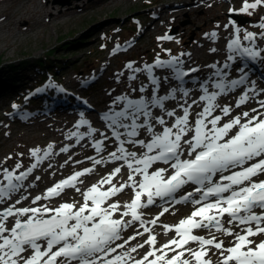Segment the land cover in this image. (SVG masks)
<instances>
[{
  "label": "snow or ice",
  "instance_id": "snow-or-ice-1",
  "mask_svg": "<svg viewBox=\"0 0 264 264\" xmlns=\"http://www.w3.org/2000/svg\"><path fill=\"white\" fill-rule=\"evenodd\" d=\"M260 5H264V0H255L254 3L244 0L239 11L248 12L249 9H255ZM259 26L264 28V22ZM239 32L240 29L237 28L236 33ZM205 35L216 37L217 34L212 32ZM256 35L252 32H245L243 39L254 41ZM259 35L264 37V32ZM158 39H172V37L166 35ZM228 48L233 52V55L227 57L229 61L236 59V54L253 59L261 56L260 50L242 45L239 35L229 41ZM181 65L182 61L178 56H170L168 60H161L157 57L154 64H146L143 70L148 72L152 84L158 87L159 78L152 74L154 67L172 69V75L177 80H182L191 72L198 71L195 68L184 71ZM227 66L226 63L224 67L227 68ZM126 67L134 72L141 71L140 68L133 69L132 63ZM211 67L215 68L216 65ZM239 71L241 72L239 79H233L227 83L223 79L217 80L214 86L218 91L209 92L206 86L201 85L203 94L199 96V101L205 104L202 111L196 113L194 123L190 124L189 116L192 105L198 104L195 99L192 100V105H180L183 115L177 116L174 111H167L166 115L174 116L175 122L171 127H163L160 133L154 131L150 122L149 118L152 116L150 108H163L165 100L175 98L177 89H172L167 95L158 96L156 88H153L150 99H145L144 96L139 99H130L126 95L116 97V101L125 102L124 107L119 111L104 113L103 119L108 122L107 127L111 129V135L119 145L116 151L109 154L110 158L126 162L130 170L127 182L119 187L111 183L113 176L121 171L117 167L111 174L83 192L84 203L79 208L72 203H61L55 208L47 205L18 208L15 204L21 201L17 200L15 204L0 209V264H73V262L75 264H191L190 260L183 259L185 251L194 259L195 264H211V261L203 259L207 255L205 246H214L220 251V264H264V240L256 243L250 239L264 234V179L259 181L253 179L264 174V111L252 109L251 112L254 113L252 115L245 111L222 124L220 123L222 116L213 115L218 107L215 103L216 98L245 82L244 70ZM214 75L224 77L227 73L217 72ZM129 78L135 79L136 77ZM164 79L167 80L168 77ZM181 90L183 97L187 98L189 90ZM139 91L143 93L145 88L141 86ZM250 92L254 93L255 88L244 91L236 100V107L248 102ZM259 104L260 108L264 109V101H259ZM16 107L18 106L13 105V108ZM231 110L228 105L221 108L224 116H228ZM141 117H143L142 123L139 122ZM156 121L160 125H166L163 117H157ZM85 124H89V121L81 114L76 128ZM141 128L152 133L150 141L133 139L139 136L138 130ZM234 128L238 130L234 135H229ZM120 129L124 132L122 133ZM94 131L96 130L92 129L89 124L88 133L73 132L70 136L83 138V135H89ZM189 133H192L190 138L184 139ZM122 135L127 136L128 139H122ZM182 142L188 146V155L194 154V158H181ZM125 143L142 146L146 151L138 156L135 152L127 151L124 147ZM102 145L103 141H94V147L98 151L102 150ZM52 147L48 145V148L44 150L45 157L49 155ZM66 150V148L61 149V151ZM40 152L39 148L30 150V154L36 158L37 163L19 174L16 170L22 167L20 163H17L11 170L7 167L0 168V174H2L0 200L10 198L12 192L19 191L22 187L19 182L24 180L41 161L38 155ZM5 159H11V157ZM254 159H256L255 163L244 166ZM158 161L171 162L172 174L165 177L166 169L163 168L149 172L151 166ZM101 162L95 161V163ZM238 167V171H231L229 175H221L219 182H213L212 178L217 173ZM91 171L92 169L86 168L59 181L48 188L43 196L34 197L33 204L41 199L59 196L66 187H75L78 178ZM134 173L140 174L142 179L137 181ZM189 182L200 186L195 189V192L201 193V196L199 199H192L193 193H187L181 200H190L198 207L192 211L190 216L180 220L179 224L164 225L166 231L174 229L179 239L173 238L161 248H155L156 237L149 234L144 244L149 245L150 250L141 259H135L131 253L136 252L137 248H143L144 244L117 254V248L123 249L124 244H117L115 247H112V244L120 239L121 229L135 221L144 225L141 219L142 214L138 212V209L153 204L154 197H167ZM104 184L110 185L107 190H101L100 186ZM125 187L133 189L134 198L124 205L125 211L121 213V218L114 219L113 215L119 209V203H111L107 207L103 205L110 196L123 191ZM76 190L80 191L79 188ZM225 193L228 194L225 195ZM142 196H146V201H142ZM210 197L215 199L210 200ZM21 199H27V197ZM257 208L262 211L257 213L254 211ZM163 211L167 212L168 209L164 208ZM129 214L132 219L124 221L123 217ZM162 214L163 212L160 213ZM225 214L230 218L229 224L235 222L243 226L240 232L233 233L231 228L223 226L222 218ZM9 217H15L14 225L10 229L5 223ZM158 219L159 217L148 223L155 224ZM253 224L255 227L252 226ZM202 227L215 228L226 235H234L232 246L224 248L223 241L218 242L215 237L205 238L192 234L193 229ZM143 232L150 233L151 230L144 227ZM136 235H143V233L137 232ZM133 239L135 236L129 237V240ZM40 241H44L46 246H42ZM190 241L199 242V250L185 248ZM127 243L128 241H125V244ZM29 250L31 254L25 255ZM168 251L174 253L170 258ZM157 253L160 254L157 255Z\"/></svg>",
  "mask_w": 264,
  "mask_h": 264
},
{
  "label": "rangeland",
  "instance_id": "rangeland-1",
  "mask_svg": "<svg viewBox=\"0 0 264 264\" xmlns=\"http://www.w3.org/2000/svg\"><path fill=\"white\" fill-rule=\"evenodd\" d=\"M62 1L63 0H41V2L53 4L57 11H73L71 16L65 17L66 23L60 19L54 26H43L42 24L39 28L38 35L31 34L30 37L20 42L17 46H13L12 49H0L1 127H7L11 130L12 127L18 125L15 121L19 117L18 112L21 113L25 107L31 108L34 105H42L44 99L42 100L40 97L37 98L38 96L36 97V93L42 94V96H48L53 93L55 89H58V87H64V85L67 86V84L73 85L74 78L87 76L90 73H100V82L96 88L92 89L93 91H95L94 89L103 91V89L107 88L109 92L113 89L114 98L126 94H133L148 82V79H146L147 71L143 70L144 66L146 64H154L157 57L161 60H168L170 56L180 57L182 54L189 52V50L193 51L196 49V57L209 60V54L212 49H215L216 43H218L216 39L220 38L221 33L225 34L223 36L229 39L233 38L234 35L235 37L239 35L240 41H243L245 32L255 33L257 34L256 36H260L259 33L264 32V28L259 26L264 22V5H260L255 9H249L248 12H240L239 10L243 6L244 0L234 5L230 3V0H118V2H113V0H72L70 4H62ZM203 2H207V5L202 6L201 3ZM248 2L254 3L255 0H248ZM230 9L232 11H230ZM248 13L251 14L249 15ZM237 16L246 19V22L241 24L238 18L231 19ZM226 25L227 27H225ZM237 28L240 29L238 34L236 33ZM212 32L217 34L216 37L205 35L206 33L211 34ZM166 35L172 37L173 40L158 39ZM227 42L228 40L226 44ZM201 44L202 46H200ZM199 47L201 48L199 50H202L201 52L197 49ZM238 56L239 55H236V59L232 61H237L239 59ZM216 57L221 59L224 56L218 53ZM223 60L226 61V63L232 62L229 61L227 57ZM129 63L133 64V69L140 68L141 71L134 72L128 69L126 65ZM53 67L55 68L54 70ZM155 68L159 67H154L153 69ZM263 74L264 70H259L257 72V77L252 79V82H248L246 85L242 86V88L226 93L225 96L219 95L217 98V105L220 106L224 99L234 101V104H236L238 97L244 91L252 88L249 87L251 85L256 88V93L250 92L249 96L255 95L259 98L261 95L258 94H264V91H262L264 90ZM131 76H135L136 78L130 79L129 77ZM172 81L174 85L178 82L173 76ZM22 88H26V91H22ZM200 88L201 86L198 90ZM133 89H135V91H133ZM208 90L210 89L208 88ZM91 91L89 89L86 94L90 93L93 96ZM180 94L183 96L182 92ZM11 95H13V97ZM200 95L201 92L198 93L196 90L190 100L195 99L199 101ZM2 97L5 98L2 99ZM130 99H137V97L133 96L130 97ZM101 101H103V99H101ZM101 101L100 103L102 104ZM183 104L187 106L186 103ZM13 105H17L18 107L13 108ZM257 106L258 105H256V107ZM168 111L171 110L168 109ZM199 111H202V109L193 111V109L190 108V115L193 116V118L189 116L190 124L194 123L196 113ZM260 111H264V109ZM242 113L243 112H237V115H241ZM154 114L156 118L161 116L167 117L164 111L155 110ZM62 115L66 117L71 116V121L74 122H78L81 119V114L77 112L64 111L63 113V111H60L57 116L60 117ZM176 115L178 116L177 113ZM83 118L86 120L89 119L88 117ZM172 120L171 124L175 122L174 118H172ZM84 127L89 128L87 125H84ZM95 128L102 131L100 138L97 139L103 141L102 151L117 150L118 146L115 145L114 142L112 143L109 130L105 124H96ZM237 130L238 129L235 128L229 135H234ZM85 131L87 132L88 130L85 129ZM59 134H61V131L58 135ZM50 140L55 142L57 137L51 135ZM94 141L93 139V143ZM1 143L2 140L0 139V144ZM15 143L16 141L11 140L8 143L9 149L6 151L0 150V154L2 153L4 156L11 155V148ZM133 145L134 147L136 146L135 144ZM185 146L187 145L185 144ZM75 149L76 150H72L70 153H64V155L61 156V160L66 161L68 158H71L74 153L80 151L77 150V148ZM44 150L38 154L41 159L44 156ZM23 152L24 150L19 153L22 155ZM140 154H142V152H139L137 155L139 156ZM256 159L248 161L244 166L246 167L251 163H255ZM77 161L78 160H73V162L71 161L69 164L64 163L57 167L59 176L55 179L56 183L78 172L70 169V165ZM120 161L115 164V168L119 167L122 170L124 161ZM169 174L170 170L164 173L165 177L169 176ZM119 176H122V173H120ZM263 178L264 174L260 179ZM141 179L142 176L136 177L137 181ZM48 188L50 187H46V189L37 191L36 193L34 192L32 197L28 198V201L24 203L20 202L19 204H15L17 201L16 199H14L15 201L13 200V202H4L0 209H4L13 204L18 208L37 207L40 205L51 207L49 206V202H54L56 200L55 197L41 199L33 204L34 197L43 196ZM69 190L62 193V196L67 194L71 196L76 195V191L71 187H69ZM101 190H103V188H101ZM83 192L78 193L79 196H82L80 198V202L82 203H84ZM127 192V194H121L120 197L113 202L119 203L120 207L118 211L121 213L125 211L124 205L129 203L134 197L132 188H128ZM179 195H176L172 201L175 202L179 198ZM21 196L22 195H19L18 197L20 200L22 198ZM199 198L200 197L196 199ZM89 203L91 202L89 201ZM188 204V206L192 205L191 202ZM103 206L105 207V205ZM171 206L172 205L168 204L166 201L162 204L164 208H170ZM157 207L159 206L155 207L151 204L142 209L144 213H150L152 209H156ZM174 208L175 207H172L170 209L172 210ZM254 210H258L257 212L262 211L261 209ZM182 215L184 214H179V212H177L173 214L172 217L166 218L162 228L165 229L164 225L173 226L178 223L184 218ZM145 216L146 215H144V217ZM22 219H26V217H22ZM123 219L124 221H129L130 215L123 217ZM223 219L229 220V217L224 216ZM223 219L222 223L224 225ZM14 222L15 217H9L5 223L10 229L14 225ZM233 224L234 225L228 224V228L235 229L234 233L240 232L243 226L235 222ZM148 225V221L144 222L143 226L138 221L134 227L144 229V227H148ZM252 226L255 227V224ZM213 231L217 230L215 228H198V232L207 234L210 238L214 237ZM137 232L138 231L129 232L127 235L120 232V234L127 240V238L136 235ZM148 236L149 233L145 236V239H138L133 244V247L142 244L144 240L148 239ZM230 236L235 237L234 235H226V237L219 238L217 241L219 242L221 241L220 239H227ZM170 239V236L166 237L164 243H168ZM260 241L258 240V243ZM39 243L42 244L45 242L40 241ZM119 243L113 242L112 247H115ZM232 244L233 243L227 245L225 248L231 247ZM205 247L207 251L211 249L217 252L219 251L214 246ZM186 248L199 250L200 244L191 243ZM145 252L146 249L135 259L144 256ZM169 255L172 256V254ZM183 258L194 260L188 252ZM216 258L214 253L207 254L203 257V259L211 261V264L216 263ZM220 261L221 256L219 251V264Z\"/></svg>",
  "mask_w": 264,
  "mask_h": 264
},
{
  "label": "bare ground",
  "instance_id": "bare-ground-1",
  "mask_svg": "<svg viewBox=\"0 0 264 264\" xmlns=\"http://www.w3.org/2000/svg\"><path fill=\"white\" fill-rule=\"evenodd\" d=\"M243 0H230L231 4H238ZM113 2H118V0H113ZM202 6H206L207 2L201 3ZM55 6L53 4H48L41 2V0H0V49L6 50V49H12L13 46H17L20 44V42L26 40L28 37L31 36V34L38 35L39 28L43 24L45 25H56L57 22H59L60 19L66 23L65 17H69L72 15L73 11L71 10H55ZM225 34L221 33L220 38L216 39V47L215 51H211L209 54V60L204 59L202 57H196V49L195 50H189V52L184 53L180 56V59L182 61L181 67L184 71H188L189 69L195 68L198 69L196 72H191L189 76H186L189 79L188 84H180L177 83L174 85V82L172 81V69L170 68H155L153 69V75L159 78V85L158 87L153 85L151 82V79L149 78L148 72H146V79H148V82L144 84L145 91L141 93L138 90H136L133 94H126V96L130 97H137L139 99L141 96H144L145 99H150L153 94V88H156V93L158 96H164L171 92L172 89H177L175 92V98H170L168 100H165L164 107H152L150 108V111L152 113V116L149 118L150 122L153 125L154 131L156 133H160L161 130H163V127L168 126L171 127V122L173 121L172 118L175 117H169L167 116L164 118L166 121V125H160L156 121V116L154 114L155 110L164 111L167 112L168 109L171 111L173 110L175 113L179 115H183V111L180 107L181 104L186 103L187 105H192V95L194 94V91L201 92V95L203 94L202 89L198 88L201 85L206 86L210 90L208 91H218V89L215 88V82L217 80L223 79L226 83L230 81L231 79H239L241 76L240 69L244 70V74H246V80L243 84L237 85L234 89L236 90L238 88H242V86L246 85L248 82H252V79L257 77V72L259 70H264V37L256 36L254 41H241V44L244 46H250L257 50L261 51V56L258 58H249L247 56H238V60L232 62H227V68L224 67L226 64V61L223 59L225 57H228L230 54L233 55V52L229 50L228 43L230 40L235 38V35L233 38L229 39L228 37L223 36ZM173 38L171 39V41ZM228 40L227 44L226 41ZM205 45V44H203ZM202 46V44L200 45ZM199 52L202 50L200 47L197 48ZM221 54L224 57L221 59H218L216 55ZM200 54V53H198ZM239 55V54H236ZM251 59V62L250 60ZM212 65H216L215 68L211 67ZM220 72V73H227L224 77H217L214 74ZM104 75V74H103ZM168 77L167 80L164 78ZM101 79L100 73L94 74L90 73L87 76H82L78 78H74V83L67 84L61 87H58V89H55L53 93H51L48 96H42V94L36 93V97L40 99H44L42 105H34L31 108L25 107L23 111L19 114L18 119L15 121L18 123L17 126L12 127V129H8L7 127H1L0 126V139L2 140V143L0 144V150H8L9 146L8 143L11 140L16 141L15 144L12 145L11 148V155L4 156L2 153L0 154V168L7 167L10 170L15 168V165L17 163H20L22 167L20 169H17L16 172L19 174L21 171H26L29 167H31L33 164H36V158L33 157L30 154V150L39 148L41 149V152L47 147L48 145H52V149L50 150V153L48 156H43L41 161L37 164L35 168H33L32 172L29 173L26 178L19 183L22 184V187L19 189V191H14L11 193L10 198H6L3 200H0V207L4 204V202H13L14 199L20 200L18 197L19 195H22L21 197H27V199H21V202H27L28 198L32 197V194L37 191H41L43 189H46V187H52L56 184V178L59 176L57 167L61 164L73 162V160H78L76 163H72L70 165V169H73L74 171L81 172L83 169H92L91 172L86 173L78 178L75 187H71L74 191H76V195H64L62 193H65L69 190V187H66L63 192L56 196V200L54 202H49V206L55 208L58 207L61 203H72L75 204L77 208H79L83 203L80 202L81 195L79 196V192H83L86 189H88L91 185L97 184L102 178L108 176L113 172L115 169V164H117L120 160H112L110 158V153L113 150H106V151H98L94 147L93 139L96 141L100 138L102 131L100 129L95 128L96 124L102 123L105 124L107 127V121L103 119L104 113L110 112V111H119L124 107L125 102L124 101H116V97L114 98V91L111 89L109 92L106 89H103V91H100L99 89H94L98 86L99 80ZM188 85V86H187ZM187 86V87H186ZM254 87V86H249ZM91 91L93 93V96L88 93V91ZM181 89H188L189 90V96L187 98L181 96ZM19 90V89H18ZM232 90L227 91L230 92ZM256 90V88H255ZM22 91H26V88H22ZM84 91V93H83ZM161 91V92H160ZM256 93V92H255ZM226 94H222L221 96H225ZM261 95L259 98L255 95H251L250 99L247 103L241 105L240 107H236V104H234V101H229L227 99H224L223 102L220 104V106L216 107L215 111L213 112V115H221L222 120L221 124L228 122L232 117L237 115V112H245L248 111L250 114H254L251 112L252 109H257L258 111L262 110L260 108L259 101H264V94H258ZM13 97V95H11ZM125 96V95H123ZM34 97V98H36ZM118 97V96H117ZM5 97H2V99ZM218 98V97H217ZM217 98L215 103L217 104ZM10 99V98H8ZM39 99V100H40ZM103 99V101H101ZM32 100V99H31ZM102 102V104L100 103ZM116 101V103H113ZM205 102L198 101L197 105H192L191 109L193 111H197L198 109H203ZM225 105H228L231 107V113L228 116H224L221 112V108ZM256 105H258L256 107ZM170 107V108H169ZM60 111H71L73 113H80L83 114V117H88L89 124L92 129H95L96 131L91 132L89 135H83V138H79L77 136H70V133L73 132H79L81 134L88 133L89 128L84 127V125H81L78 129L76 128L77 122L71 121V116H60L58 117ZM44 116L42 117L41 116ZM162 117V116H161ZM191 118H193L192 115H190ZM60 118V119H59ZM190 120V119H189ZM143 117H141V120L139 122L142 123ZM89 124H85L89 126ZM59 127V128H58ZM108 128V127H107ZM85 129L88 131L86 132ZM235 129V128H234ZM233 129V130H234ZM109 133L111 136L112 143L114 141V137L111 135V129H109ZM232 130V131H233ZM61 131V134L58 135V133ZM120 131L123 133L124 130L120 129ZM139 136L135 137L133 139H143L146 142L150 141L152 137V133L148 132L145 128H141L138 130ZM54 135L57 137V140L51 141L50 136ZM192 133H189L187 136L184 137V139H189ZM122 137L127 140V136L122 135ZM105 143V142H104ZM8 146V148H7ZM103 146V145H102ZM129 152H145L146 149L142 146L136 145L134 147L133 144L127 145ZM46 148V149H47ZM62 148H66V151H61ZM76 153H72V157L68 158L66 161L61 160V156L64 155V153H70L72 150H76ZM182 149L183 154L181 158L187 157L188 155V146H185L182 142ZM24 150L23 154L21 155L19 152ZM40 152V153H41ZM119 154V153H118ZM6 157H11V159H5ZM95 161H102L101 163H95ZM121 162V161H120ZM45 166V167H44ZM150 170V169H149ZM122 173V176H119V174ZM61 174V173H60ZM130 174V170L127 167L126 162L124 161V165L122 166V170L113 176L111 183L113 185H116L119 187L122 183L127 182L128 176ZM135 179L136 177H141L140 174H133ZM263 174L254 177L253 179L256 181L261 180V176ZM216 176H213L212 180L213 182L216 180ZM0 180H2V174H0ZM6 183V182H5ZM109 184H104L100 186L103 188V190H107L109 188ZM198 186H195L194 188L190 189L189 193H193V198H198L201 196V193L195 192V189ZM79 188L80 191H77L76 189ZM128 188L131 187H125L123 191L118 192L114 196H110L109 199L105 202V207L108 204H111L115 202L121 194H127ZM183 188H179L176 192L169 195L170 197L174 198V196L182 193ZM71 190V189H70ZM69 190V191H70ZM184 192V191H183ZM24 195V196H23ZM18 198V199H17ZM167 198H159L154 197V203L153 206H159L156 209H152L150 213H145L146 217L144 219V222L148 220L151 221L153 219H156L159 217L157 222L155 224L149 223L148 227L151 230V235H154L156 237V246L158 248H161L163 245H165L164 240L166 237L170 236L172 240L173 238H177V234L174 231V229L170 231H166L162 228L163 223L166 221V218L172 217L173 214L179 212V214H184L185 212H192L195 210L196 205L188 206L189 204L179 205L176 206L174 209H170L173 206H175V203L170 207L167 208L168 211L164 212L162 207L163 202ZM15 201V200H14ZM168 204H171L168 203ZM160 215V213H162ZM121 212L116 211L113 215L114 219H120L121 218ZM225 216V215H224ZM224 218V217H223ZM222 218V219H223ZM224 227L228 228V220L223 219ZM231 225H234L233 223ZM227 226V227H226ZM230 228V227H229ZM163 229V231H162ZM135 230V229H134ZM136 231L142 232L143 235H137L135 236V239L127 240L123 238V236L120 234V239L116 240L115 243L124 244V248H117V254L127 251L129 248L133 247V244L138 239H145V236L148 234L146 232H143L142 228H136ZM233 233L235 232V229H232ZM123 234L127 235L129 232H131L130 228L121 229ZM214 237L216 240H219V238L226 237L225 233L223 231H213ZM235 237L230 236L227 239H220L223 241L224 248L234 242ZM250 239H253L254 241L264 239V234L251 237ZM125 241H128L127 244H125ZM145 241V240H144ZM144 241L142 244H144ZM167 244V243H166ZM42 246H46L45 243H42ZM147 244H144L143 248H137V251L134 253H131L132 257H136L138 255H141L143 253L144 249H147ZM174 247V246H172ZM55 250V249H53ZM167 251V249H165ZM214 253V256L217 257L216 263L218 262V253L219 251H214V249L208 250L207 254ZM31 250L25 253V255H30ZM160 253H158L159 255ZM169 254H174L171 251H168ZM152 259V257H151ZM184 259V258H183ZM191 264H195L194 260H190Z\"/></svg>",
  "mask_w": 264,
  "mask_h": 264
},
{
  "label": "water",
  "instance_id": "water-1",
  "mask_svg": "<svg viewBox=\"0 0 264 264\" xmlns=\"http://www.w3.org/2000/svg\"><path fill=\"white\" fill-rule=\"evenodd\" d=\"M57 1H59V0H57ZM71 1H72V0H63V1H62V4H70ZM236 18H238V21H239L241 24H244V23L246 22V19H244V18H242V17H239V16H237V17H232L231 19H236Z\"/></svg>",
  "mask_w": 264,
  "mask_h": 264
},
{
  "label": "trees",
  "instance_id": "trees-1",
  "mask_svg": "<svg viewBox=\"0 0 264 264\" xmlns=\"http://www.w3.org/2000/svg\"><path fill=\"white\" fill-rule=\"evenodd\" d=\"M55 68L53 67V70H54Z\"/></svg>",
  "mask_w": 264,
  "mask_h": 264
}]
</instances>
